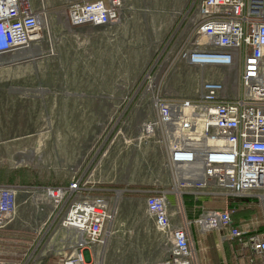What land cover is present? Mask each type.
Listing matches in <instances>:
<instances>
[{
  "label": "built area",
  "instance_id": "1",
  "mask_svg": "<svg viewBox=\"0 0 264 264\" xmlns=\"http://www.w3.org/2000/svg\"><path fill=\"white\" fill-rule=\"evenodd\" d=\"M122 0H75L67 11L70 26L113 27L120 23ZM190 31L146 71L141 89L150 97L153 117L140 126L139 141L160 146L170 170L169 191L184 208L185 196L195 204L206 196L224 198L225 209L200 206L194 221L172 224L166 191L146 195L148 217L171 245L169 256L148 264H198L192 227L200 234L223 232V241L238 243L234 264H264V0H199ZM50 12L38 0H0V56L27 50L44 40ZM184 62L212 70L192 97L164 92L171 69ZM143 93V94H144ZM88 165L68 185L40 189L41 205L51 209L35 243L46 241L57 264H102L86 257L94 246L106 247L115 234V213L108 199L96 194L101 181ZM23 188V189H22ZM22 189V190H21ZM25 187L0 184V231L16 217ZM254 198L263 229L255 220L234 224L236 209L228 199ZM47 253V254H48ZM28 257L30 264L35 257ZM46 255V253L44 254ZM47 262L44 261V263Z\"/></svg>",
  "mask_w": 264,
  "mask_h": 264
},
{
  "label": "rangeland",
  "instance_id": "2",
  "mask_svg": "<svg viewBox=\"0 0 264 264\" xmlns=\"http://www.w3.org/2000/svg\"><path fill=\"white\" fill-rule=\"evenodd\" d=\"M38 1L50 12L44 40L0 56V184L29 191L20 193L16 217L0 231V264H25L34 252L30 264L56 256L46 252V239L35 251L51 209L41 205L38 191L49 183L68 185L88 165L101 185L170 188L162 149L138 140L141 124L154 115L140 86L149 67L163 62L165 52L174 47L173 53L190 31L199 0H122L116 26L77 28L67 19L75 0ZM170 23L174 28L162 39ZM167 61L162 68H169ZM214 73L180 62L164 92L195 96L200 81L217 77ZM199 201L197 209L203 205ZM247 202L256 213L244 224L255 220L260 231L257 199ZM199 216L200 210L192 218Z\"/></svg>",
  "mask_w": 264,
  "mask_h": 264
},
{
  "label": "crops",
  "instance_id": "3",
  "mask_svg": "<svg viewBox=\"0 0 264 264\" xmlns=\"http://www.w3.org/2000/svg\"><path fill=\"white\" fill-rule=\"evenodd\" d=\"M173 28L174 23L168 24L165 27L162 39L166 38ZM101 186H106V184ZM111 186L122 185L111 184ZM136 187L138 189H135ZM139 188H146L147 190ZM155 190L167 192V200L171 205V221L174 226H183L184 217L190 221L196 220L197 217L193 220L192 215L195 216L198 210H200L196 208L197 203L195 204L190 198L189 200H184V208H182L176 196L167 188L134 185L124 186V188L110 187L108 192L99 195H103L108 199L109 208L111 212L115 213V220L111 225L116 232L109 238L106 247L94 246L86 251V257L95 261H101L102 264H148L153 261L166 259L170 254L171 245L164 234L156 229L153 220L148 217L146 212V195L148 192ZM208 198L203 196L199 202L205 205L204 201ZM207 201L216 204V200L213 198H209ZM225 201L222 209L226 208ZM245 204V207L252 208L254 203L247 202ZM230 206L232 207L231 204ZM188 207L192 208L191 213L188 211ZM253 215L245 217L248 216V214H245L239 216L238 220H234L233 218L234 224L242 227ZM192 233L195 240L198 264H234L236 258L235 250L238 247L237 242L223 241V232L215 231L206 235L200 234L196 226L192 227ZM58 259L56 256H51L43 264H57ZM238 262L239 264H244V258H238Z\"/></svg>",
  "mask_w": 264,
  "mask_h": 264
},
{
  "label": "trees",
  "instance_id": "4",
  "mask_svg": "<svg viewBox=\"0 0 264 264\" xmlns=\"http://www.w3.org/2000/svg\"><path fill=\"white\" fill-rule=\"evenodd\" d=\"M2 181H3V179H2ZM3 183V182H2ZM34 185H37V186H41V185H43V183L42 182H40V181H36L35 183H34ZM49 185L51 186V187H57V184H53V183H49ZM32 186V185H31ZM110 187L112 188V187H120V188H124L123 186H108V185H106V186H101V185H99V186H97L96 188H97V190L95 191V193H98V194H103V193H105V192H108V190H110ZM99 189H102V190H99ZM135 189H138V187H136ZM139 189H143V190H147L146 188H139ZM149 193V192H148ZM135 194H137V193H135ZM191 197H189V196H185V201L186 200H189ZM209 199V198H208ZM207 199V200H208ZM207 200H205L204 201V203H207L209 206L210 205H213V206H215V205H218V206H220V208L222 209L223 207H224V201H225V199L224 198H219V199H217V201H216V204H213L212 202H209V201H207ZM229 201H231L230 202V204L232 205V207H235L237 210H236V213L233 215V218H234V220H238L239 218V216H243V215H245V214H248V216H245V217H250L251 215H253L254 213H255V211H256V208L253 206L252 208H247V207H245V203H247V199H245V198H240V199H228ZM198 202V201H197ZM244 208V209H243ZM212 209H215V208H212ZM236 242V241H235Z\"/></svg>",
  "mask_w": 264,
  "mask_h": 264
},
{
  "label": "bare ground",
  "instance_id": "5",
  "mask_svg": "<svg viewBox=\"0 0 264 264\" xmlns=\"http://www.w3.org/2000/svg\"><path fill=\"white\" fill-rule=\"evenodd\" d=\"M28 50V49H27ZM23 51H25V50H23Z\"/></svg>",
  "mask_w": 264,
  "mask_h": 264
}]
</instances>
